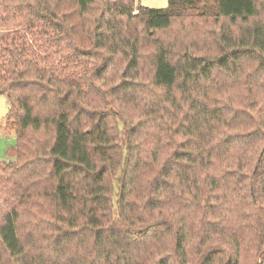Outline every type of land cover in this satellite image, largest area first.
<instances>
[{"label":"trees","instance_id":"obj_1","mask_svg":"<svg viewBox=\"0 0 264 264\" xmlns=\"http://www.w3.org/2000/svg\"><path fill=\"white\" fill-rule=\"evenodd\" d=\"M213 1L199 15L194 0L160 9L135 0H0L53 49L41 57L34 46L0 48V94L9 102L1 128L16 137L0 180L13 183L18 201L0 204V264H243L247 255L264 264V0ZM199 16L220 26L217 54L156 35ZM59 51L65 65L92 64L86 86L106 73L120 102H130L127 90L147 93L143 120L116 118L112 137L109 108L77 110L79 86L52 62ZM81 114L97 120L85 126ZM40 131L42 142L28 136ZM24 176L31 189H21ZM44 178L48 185L35 186ZM37 197L51 205L46 251L21 235L23 217L42 222L38 210L24 216Z\"/></svg>","mask_w":264,"mask_h":264},{"label":"rangeland","instance_id":"obj_2","mask_svg":"<svg viewBox=\"0 0 264 264\" xmlns=\"http://www.w3.org/2000/svg\"><path fill=\"white\" fill-rule=\"evenodd\" d=\"M196 1L197 8L200 10H197V14H201V10L206 14L209 11L210 6L214 3L213 0H194ZM168 0H135V5H139L141 7L146 8H165L167 7ZM13 12V11H12ZM15 12V11H14ZM16 13V12H15ZM9 14L11 16H9ZM204 15V14H203ZM264 15V13L262 14ZM14 13H7L6 10L3 8H0V48H3L4 45H7L9 42H13L17 46H23L25 45L28 49V47L34 46V49L36 48L35 52L41 55V57L44 54H48L47 51H53V49H49L52 46L47 45L41 46L39 44V41L35 38V32L34 30L25 29L29 25H23L21 22H19L18 18L20 17L17 15L15 16ZM35 24V23H33ZM37 26V25H36ZM220 26L216 25L211 19L207 17H198V18H185V19H175L172 22V25L170 28L158 32L156 35L165 43L174 42L176 46L181 45V47L184 44L190 45L195 44L196 46V52H200L201 50H205L210 52V54H217L218 50L216 49V43L214 42L215 36H217V33L220 31ZM226 32V30L224 31ZM52 36L53 34L50 33ZM173 43V45H174ZM58 50V49H57ZM146 49H143V51ZM148 56H144L143 58H147ZM53 63L58 65V68L60 70L61 76H68L71 77L76 85L79 86V99H77L76 105L77 110L81 109L84 110L88 114H92V112H100L102 110H107L108 108L111 110V114L109 115V119L107 122V125L109 126V132L110 136H114L116 134L115 130V119H125L129 120L133 123H138L143 120L141 118V108L143 107V101L147 100L148 94L144 91H138V90H127L126 94L129 97V99L124 98L125 100H128L130 102H124L119 101L121 96L119 94L117 95H110L108 91V86H111L114 84V78L112 77V74H106L103 73L98 76H92L87 84L85 85V80L87 78L86 74L84 73L86 68H91V63H86V67L83 68V64L81 66L75 65V64H66L65 65V58L60 54V51L56 58H54ZM144 71L140 74L146 77L148 75V68L150 67V63L148 60H143L142 62ZM140 68V67H139ZM142 70V69H141ZM86 77V78H84ZM212 77L215 81V84L217 83V86L219 88H222L223 83L225 82L224 77H220V73H213ZM215 87V86H214ZM217 88V87H215ZM217 90V89H216ZM228 91H230L232 94H237V89L235 85L230 82V86L227 88ZM136 92L142 94L141 98L139 96H135V98L130 99V93ZM217 93L220 95V90H217ZM214 95H217L213 93ZM150 98V96H149ZM144 101V102H145ZM9 108V102L4 94H0V161H8L9 159H12L13 157V149L15 148L16 144V137L15 132L12 129H3L1 128V125L4 121V118L8 112ZM43 110V108L41 107ZM41 110V111H42ZM44 113V112H42ZM81 117L83 118L82 121H84L85 126H90L95 123V120H97V117L93 119L91 116H88L87 114H81ZM113 127V129H112ZM118 127L122 129V124H118ZM117 129V127H116ZM28 136L33 138L32 141L34 142H42L43 139L46 138V132L40 131L37 133L29 132ZM21 178L20 176H18ZM35 178L33 177L32 180ZM4 178L0 180V204L7 203L8 207L15 206L18 201L15 197L12 196L13 192V183L5 184ZM21 189H23V186H27L28 188H32L28 182L29 177L24 176L21 180ZM42 183L36 185L39 187L40 185H48V181L44 178L41 179ZM104 184L108 186L110 184V177H107L104 181ZM34 186V187H35ZM6 192V193H5ZM16 192V191H15ZM5 193V194H4ZM34 193V192H33ZM35 200V199H34ZM37 200L39 203H36V201L31 202V206H29L28 213H26L24 216L27 218H31V211L32 210H38L39 215H41L42 222L37 225L30 223L23 217V221L21 224V235L23 237H26L27 235L31 234L33 236L34 243H37L39 246L40 251H46L48 249L47 246L53 241V238L51 234H53V229H51L47 222L51 221L50 214H51V205L48 201V199L45 198H38ZM35 205V208L33 207ZM5 206V207H7ZM73 252V247L68 246L65 248V253L67 255H71ZM257 262L261 264L260 257L257 258ZM249 258L248 255L244 258L243 264H248Z\"/></svg>","mask_w":264,"mask_h":264},{"label":"built area","instance_id":"obj_3","mask_svg":"<svg viewBox=\"0 0 264 264\" xmlns=\"http://www.w3.org/2000/svg\"><path fill=\"white\" fill-rule=\"evenodd\" d=\"M136 13H138V9H134V10L132 11V14H136Z\"/></svg>","mask_w":264,"mask_h":264}]
</instances>
